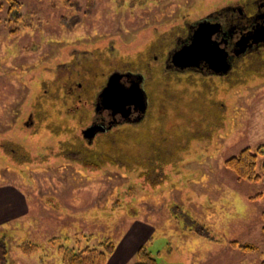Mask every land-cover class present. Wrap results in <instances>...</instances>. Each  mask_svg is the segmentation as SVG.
<instances>
[{
    "label": "rangeland",
    "instance_id": "1",
    "mask_svg": "<svg viewBox=\"0 0 264 264\" xmlns=\"http://www.w3.org/2000/svg\"><path fill=\"white\" fill-rule=\"evenodd\" d=\"M249 1L0 0V197L16 190L28 209L0 223L8 264H63L60 246L78 252L106 239L116 245L129 231L149 228L147 245L160 263L264 260V62L241 61L225 77L184 73L167 80L177 91L160 123L163 179L150 162L149 180L137 169L83 166L66 154L64 134L48 128L52 113L43 120L36 114L58 74L61 83L77 75L68 79L65 62L79 57L82 66L111 50L113 63H129L123 70L144 72L159 35L168 50L181 29ZM247 148L257 155L258 181L238 180L226 167ZM24 242L41 249L26 255L18 248ZM166 250L170 262L159 256Z\"/></svg>",
    "mask_w": 264,
    "mask_h": 264
},
{
    "label": "trees",
    "instance_id": "2",
    "mask_svg": "<svg viewBox=\"0 0 264 264\" xmlns=\"http://www.w3.org/2000/svg\"><path fill=\"white\" fill-rule=\"evenodd\" d=\"M117 63L119 68L129 65L125 59L118 60ZM100 65L106 67L110 65L102 55L97 59L87 58L84 66H76L83 69L84 73H80V79H78L81 85L75 82V79L72 82L73 93L68 92L69 88L65 83H61L59 78L61 75L58 74L56 81L51 82L42 91L40 102L36 106L38 120H43L48 113H52L50 116L52 122H48V128L53 132L58 131L64 134L66 140L63 141V145H66V154L72 157L74 155V160L87 168L100 169L105 166H114L125 171L140 170L138 176L149 180L150 162L152 172L158 175L157 178H161L162 175L163 179L164 173L161 170L160 161L164 155L162 147L165 144V137L160 129V123L165 116V105L174 101V91H177V89L173 90V83L167 80L172 81L174 78L179 81V78L163 70L148 73V83L150 88L152 87L151 91L154 90L149 96L151 109L154 111H150L147 117L140 118L136 123L124 122L107 128L104 132H99L93 141L88 142L83 132L80 133V131L81 128L85 129L91 125L97 116L93 102L106 83L104 68L100 72L97 71ZM145 68L144 61L143 71ZM137 73L144 74L145 71ZM81 92L85 93L81 94L79 102L77 97ZM162 94L164 96L166 94L168 98L161 100ZM73 98L76 100L73 101ZM147 118H151V124L148 123ZM256 161L257 155L247 148L242 150L238 156L227 159L225 164L235 173L238 180L258 181L261 176L256 172ZM230 244L234 248L246 251L255 249L254 246L241 244L239 241H231ZM18 248L26 255H31L41 249L39 245L32 242H24ZM60 250L63 252V264H108L109 258L115 253L116 245L111 239H106L100 243L99 247L87 246L75 252L60 246ZM0 264H8V249L3 238L0 239ZM134 264L160 263L150 246L145 244L137 250ZM260 264H264V260Z\"/></svg>",
    "mask_w": 264,
    "mask_h": 264
},
{
    "label": "flooded vegetation",
    "instance_id": "3",
    "mask_svg": "<svg viewBox=\"0 0 264 264\" xmlns=\"http://www.w3.org/2000/svg\"><path fill=\"white\" fill-rule=\"evenodd\" d=\"M206 22L207 23L204 24L201 32L197 33L196 39L199 41L204 40V43L207 46H215L216 49L222 52L223 57L227 56L229 66L227 72L224 73L220 71V61H217V63L207 60L195 61L193 67L186 69H180L174 66L172 62V55L192 43L198 29V24L190 26L188 29H181L177 37L174 39V43H172V46L168 50L165 48V37H162L163 35H159L156 38L157 42L154 41L152 45L153 47L150 46L149 48L148 53H150V55L145 58L146 68L144 69V74H138L116 67L115 65L117 63H113L112 60L117 57L113 55L111 50L108 52L104 51L101 55L110 64L106 67L108 68V71L103 72L106 79L105 86L110 76L116 72L123 75L122 83L127 87L131 85L132 81L137 79L141 80V87L145 91L147 97V108L145 113L140 115L134 110V107H132V113L129 118H123L121 115H116L114 117L111 110H104L101 107L98 110V105L100 104V94L105 88L104 86L103 89L98 92L96 100L93 102L94 110L99 117H95L92 124L87 128L93 125L101 124L105 126L106 130L107 128H112L124 122L136 123L140 118L144 119L147 117L151 110L149 105L150 97L148 95L146 85L148 84V73H151L152 71H169L172 73L173 77L177 78H180V74L184 73L189 75L203 73L206 74L205 76L216 75L219 77H225L231 73L237 65L241 63V61L245 62V64L259 61L264 62V0H251L249 2H238L236 4L229 5L225 9L214 12L210 18L206 19ZM81 61L82 60H80L79 57H75L64 63L68 79H72L73 77H70L72 73L76 71L77 75L74 76V79L79 85H81L78 81V79H80V71L76 70V66H80ZM113 66L118 69H114ZM72 82H74V80L65 83L69 88V93H73L71 85ZM84 93L81 92L78 95L77 101H81V94ZM74 100L76 99L73 98V101ZM98 133H96V135ZM88 142L90 141L88 140Z\"/></svg>",
    "mask_w": 264,
    "mask_h": 264
},
{
    "label": "water",
    "instance_id": "4",
    "mask_svg": "<svg viewBox=\"0 0 264 264\" xmlns=\"http://www.w3.org/2000/svg\"><path fill=\"white\" fill-rule=\"evenodd\" d=\"M205 23L198 25L194 39L191 44L183 47L181 50L172 55V62L175 67L186 69L194 66L195 61L207 60L217 63L220 61L221 72H227L229 69L227 56L223 57L222 52L215 46H207L204 40H197V33L201 32ZM123 75L116 72L110 76L107 84L100 94V107L104 110H111L112 115H121L123 118H129L132 113V107L140 115H143L147 108V97L141 87V80L137 79L131 82L130 86L122 83ZM105 126L98 124L93 125L83 131V135L90 141L96 133L104 132Z\"/></svg>",
    "mask_w": 264,
    "mask_h": 264
},
{
    "label": "crops",
    "instance_id": "5",
    "mask_svg": "<svg viewBox=\"0 0 264 264\" xmlns=\"http://www.w3.org/2000/svg\"><path fill=\"white\" fill-rule=\"evenodd\" d=\"M3 194L4 195L0 197V223H4L11 218L28 212L25 200L20 196L21 193L16 190H10L8 194L6 191ZM134 230L135 229L126 233L122 239L119 240L116 244L117 248L115 253L110 257L108 264H132L136 257L137 250L142 245H147L151 241L152 237L149 233L150 228L148 232L144 229H136L135 232ZM164 253H166L167 256H164ZM164 253L162 252L159 255L162 261L170 262L167 257L172 252L166 250Z\"/></svg>",
    "mask_w": 264,
    "mask_h": 264
}]
</instances>
